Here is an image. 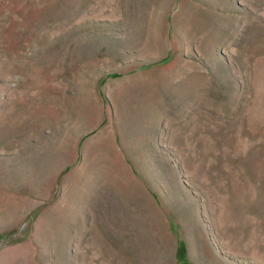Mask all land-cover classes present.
Returning a JSON list of instances; mask_svg holds the SVG:
<instances>
[{
  "label": "rangeland",
  "instance_id": "rangeland-1",
  "mask_svg": "<svg viewBox=\"0 0 264 264\" xmlns=\"http://www.w3.org/2000/svg\"><path fill=\"white\" fill-rule=\"evenodd\" d=\"M0 264H264V0H0Z\"/></svg>",
  "mask_w": 264,
  "mask_h": 264
}]
</instances>
